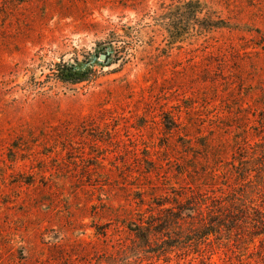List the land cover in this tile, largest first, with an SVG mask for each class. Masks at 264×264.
I'll list each match as a JSON object with an SVG mask.
<instances>
[{"label": "rangeland", "instance_id": "374dc122", "mask_svg": "<svg viewBox=\"0 0 264 264\" xmlns=\"http://www.w3.org/2000/svg\"><path fill=\"white\" fill-rule=\"evenodd\" d=\"M179 1L0 0V264H264L248 223L130 230L247 192L246 172L264 205V0H203L229 27L201 35L186 12L171 43Z\"/></svg>", "mask_w": 264, "mask_h": 264}, {"label": "trees", "instance_id": "16d2710c", "mask_svg": "<svg viewBox=\"0 0 264 264\" xmlns=\"http://www.w3.org/2000/svg\"><path fill=\"white\" fill-rule=\"evenodd\" d=\"M171 7L168 9V12H164V14L171 16L170 23L166 24V30L169 33L171 43L182 42L187 33L186 29L182 26L186 12H188L191 20L194 21V28H196L197 33L201 35L229 27L224 20L214 19V12H212L211 8L203 0L179 1L177 5ZM123 30L125 33L124 36H127L131 34L130 30L132 28ZM117 42L116 40V42L112 41L108 43L104 47L101 55H107V60L111 59L112 56L116 57L122 49ZM62 69H66V74H62L64 77L62 80L68 82L84 81L89 74V72L78 73L79 71H77L75 65L64 64ZM240 180L244 186L249 184L251 187L248 188L247 192L244 191L242 194L235 190L232 193L218 196L217 198L222 200L221 204L211 205L207 202L208 197L203 200L204 202L198 203L197 211L195 208H184L183 206L177 209V202L172 204L170 208H162L165 206L161 204L159 205L161 210H143L140 216L141 218L135 219L133 223L134 228H130V230L135 233V236L140 241L150 243L153 237H166L165 233L171 232L176 226L182 224V222L191 219L193 223H197L198 220L202 223L201 228L194 230L202 240H207L210 236L220 234L224 231L223 228H227L229 233H233V227L241 226L244 223L251 224L258 230L262 228L259 234H264V205L262 202H259V199L262 197L258 193L257 181L251 178L248 172ZM261 186L262 184L260 182L259 187ZM229 196L230 198L228 199ZM173 210L178 211L174 213ZM195 227L193 226V228ZM167 238L170 237L167 236Z\"/></svg>", "mask_w": 264, "mask_h": 264}, {"label": "water", "instance_id": "95a60500", "mask_svg": "<svg viewBox=\"0 0 264 264\" xmlns=\"http://www.w3.org/2000/svg\"><path fill=\"white\" fill-rule=\"evenodd\" d=\"M100 58H101V60L105 61V60H107V55L102 54ZM109 60H110V59H109Z\"/></svg>", "mask_w": 264, "mask_h": 264}]
</instances>
